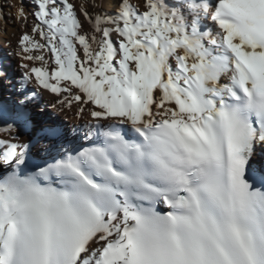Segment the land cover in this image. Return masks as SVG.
Instances as JSON below:
<instances>
[{
  "label": "snow or ice",
  "instance_id": "obj_1",
  "mask_svg": "<svg viewBox=\"0 0 264 264\" xmlns=\"http://www.w3.org/2000/svg\"><path fill=\"white\" fill-rule=\"evenodd\" d=\"M33 3L15 55L36 87L0 107V264H264V0ZM42 92L81 123L38 148Z\"/></svg>",
  "mask_w": 264,
  "mask_h": 264
},
{
  "label": "bare ground",
  "instance_id": "obj_2",
  "mask_svg": "<svg viewBox=\"0 0 264 264\" xmlns=\"http://www.w3.org/2000/svg\"><path fill=\"white\" fill-rule=\"evenodd\" d=\"M73 2L79 6L81 4L90 12L94 13L97 8L94 6L102 5L104 9L108 10L109 13L116 7L118 0H73ZM132 3H138V0H132ZM23 8L27 14V20L22 21L18 17V9ZM34 11L33 0H0V68L5 69L8 75L5 79L0 80V103L10 102L11 108L14 103H11L12 99H23L19 95L21 91H28L31 95V89L35 88V85L25 84L22 80L23 69L19 67L21 61L15 55L17 51V38L24 31H30L31 26L34 22V18L31 13ZM83 20V16L80 17ZM85 28H88L85 23ZM13 65L14 71L9 73L8 67ZM21 85H24L22 87ZM2 88H4L5 96L9 99L6 100L5 96L2 97ZM51 102H54L52 94L42 92L36 96L35 101L29 105V111L34 123V131L32 134L33 139L37 142L38 148H43L48 145V141L43 139L44 130L54 125H59V122L66 121L68 129H72L74 125L81 123L76 120L72 112L59 113L55 111L51 106ZM52 113V118L49 114ZM22 140H27L28 135L21 137ZM44 154V153H42ZM264 162V146L257 145L256 147V164Z\"/></svg>",
  "mask_w": 264,
  "mask_h": 264
},
{
  "label": "rangeland",
  "instance_id": "obj_3",
  "mask_svg": "<svg viewBox=\"0 0 264 264\" xmlns=\"http://www.w3.org/2000/svg\"><path fill=\"white\" fill-rule=\"evenodd\" d=\"M8 70H9V73L10 72H13L14 71V67H13V65H9V67H8ZM2 90H3V92H2V97H4L5 96V89L4 88H2ZM4 95V96H3ZM5 99L6 100H9L6 96H5ZM16 101V99H12L11 100V103H14ZM8 107V106H10V102H1L0 103V107ZM52 118H55L54 116H52V113H50L49 114ZM32 118V117H31ZM32 121H33V119H32ZM66 125V121L64 120V121H62V122H59V125H54V126H52V127H59V128H63V126H65ZM34 123L32 122V126H31V128H30V130L33 132L34 131ZM50 128V127H49ZM48 129V128H47Z\"/></svg>",
  "mask_w": 264,
  "mask_h": 264
},
{
  "label": "water",
  "instance_id": "obj_4",
  "mask_svg": "<svg viewBox=\"0 0 264 264\" xmlns=\"http://www.w3.org/2000/svg\"><path fill=\"white\" fill-rule=\"evenodd\" d=\"M29 133L32 134L33 132L29 129Z\"/></svg>",
  "mask_w": 264,
  "mask_h": 264
}]
</instances>
